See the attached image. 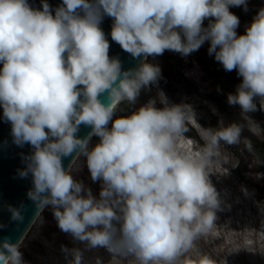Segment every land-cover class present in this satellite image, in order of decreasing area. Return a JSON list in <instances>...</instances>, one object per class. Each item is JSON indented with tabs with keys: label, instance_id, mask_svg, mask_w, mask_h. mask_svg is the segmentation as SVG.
<instances>
[{
	"label": "clouds",
	"instance_id": "obj_1",
	"mask_svg": "<svg viewBox=\"0 0 264 264\" xmlns=\"http://www.w3.org/2000/svg\"><path fill=\"white\" fill-rule=\"evenodd\" d=\"M229 5L247 10L246 0H63L53 16L47 3L40 11L26 0H0V106L14 143L34 148L19 173H31L28 198L37 207L52 205L63 232L136 264H217L207 255L183 258L215 225L220 200L209 167L221 142L240 143L242 127L199 128L204 145L187 153L178 142L194 114L167 106L162 94L164 108L153 100L113 120L121 103L135 104L157 83L161 70L145 62L122 71L99 25L104 14L114 18L111 38L133 57L165 50L187 56L210 41L209 54L243 78L228 103L247 113L256 110L255 96L264 107V9L237 36L239 18ZM210 17L215 22L203 27ZM105 92L107 104L98 98ZM81 124L92 127L84 139L75 135ZM92 136L100 142L89 151ZM74 152L86 155L93 181L102 178L99 199L63 168L62 157ZM9 210L23 220L19 209ZM71 252V264H81V251ZM0 264H24L19 244L0 245Z\"/></svg>",
	"mask_w": 264,
	"mask_h": 264
},
{
	"label": "rangeland",
	"instance_id": "obj_2",
	"mask_svg": "<svg viewBox=\"0 0 264 264\" xmlns=\"http://www.w3.org/2000/svg\"><path fill=\"white\" fill-rule=\"evenodd\" d=\"M150 64L159 65V56H153ZM183 75L188 80L187 87L179 88L171 95L165 88L157 87L154 92L157 98L153 99L161 102L162 94L167 99V106L183 105L189 108L194 114L190 125L198 132L199 128L208 129L201 121L208 122L212 117L218 119L221 128L233 123L242 127L240 143L234 144L237 151L221 143V154L209 167V180L220 200L215 225L195 241L183 259L198 261L207 255L217 264H264V175L259 173L263 162L259 146L260 127L253 119L236 112L216 94L210 75L191 54L186 59ZM161 105L162 108L166 106L164 103ZM246 141L251 143V149L246 146ZM178 147L184 152L196 153L202 145L184 134ZM70 175L81 182L85 189H90L93 197L100 198L104 182L102 178L92 180L86 155ZM260 191L263 193L260 194ZM72 249L81 251V264H97L98 260L100 264H136L131 257L127 260L114 257L106 248H90L87 242L75 240L63 232L52 205L22 246V260L24 264H71L74 259Z\"/></svg>",
	"mask_w": 264,
	"mask_h": 264
},
{
	"label": "water",
	"instance_id": "obj_3",
	"mask_svg": "<svg viewBox=\"0 0 264 264\" xmlns=\"http://www.w3.org/2000/svg\"><path fill=\"white\" fill-rule=\"evenodd\" d=\"M26 2L33 10L40 11L43 10V4L47 3L53 16H55L56 9L63 6V0H26ZM89 2L95 3V0H89ZM77 12L79 15H83L81 10L78 9ZM113 23L114 18L104 14L99 25L110 45L109 57L119 59L122 71L138 69L145 57L143 55L133 57L112 40L111 30ZM2 68L3 64L0 63V70ZM78 87L82 88L83 86ZM107 95V92H105L98 98L102 103L107 104ZM45 130L47 131V129ZM91 132V126L81 124L75 135L77 138L84 139ZM33 152L34 148L28 143L23 144V146H18L14 143L11 122L4 118L3 107L0 106V245L5 240L12 244H18L40 211L46 208L37 207L28 198L27 193L33 188L31 173H29L27 178H21L19 175L20 171L27 166L28 161L26 158L31 156ZM76 155L77 152H74L71 156L62 157V166L65 171ZM10 207L21 211V215L23 216L22 221L12 219Z\"/></svg>",
	"mask_w": 264,
	"mask_h": 264
},
{
	"label": "trees",
	"instance_id": "obj_4",
	"mask_svg": "<svg viewBox=\"0 0 264 264\" xmlns=\"http://www.w3.org/2000/svg\"><path fill=\"white\" fill-rule=\"evenodd\" d=\"M247 4V10L245 11L244 6H232L229 5V11L236 15L239 18V26L235 29L237 36L246 34V28L250 26L253 19L256 17L258 12L261 9H264V0H246ZM215 18L210 17L208 19H205L203 22V27L207 28L210 23H214ZM178 31H180L178 29ZM181 36L183 38V33L181 32ZM210 47V41H205L202 46L191 53L192 56L195 57V59L198 61L200 66L210 75L211 79L213 80V83L215 85L216 94L220 96L222 100H224L226 103H228V95L229 94H236L237 87L242 83V77L239 76L237 70H233L231 72H227L223 69L222 64L217 62L215 60L214 54L210 55L208 52V49ZM190 55V54H189ZM187 56H183L180 53L165 50L162 55H159L160 64L158 65L161 70L160 78L158 79L157 83L150 84L147 88H144L141 90L140 95L136 101L135 104H128L127 102L121 103L114 116L113 120L122 117V116H128L133 111L138 109L140 106L147 104L149 101H153V98H157L155 95V91L157 87L165 88V91L171 95L178 91L179 88L187 87L188 80L183 75V69L185 67V62L187 59ZM151 58L153 56H149L147 59V63H150ZM156 96V97H155ZM261 97L255 96L253 97V103L256 105V110L244 113L241 109V107L237 105H231L232 108L239 113H242L246 115L247 117L253 119L260 127V150H261V158H262V165L259 167V173L264 175V107H261ZM155 106L157 108H162L161 102L159 100H154ZM229 104V103H228ZM204 126L208 129L212 130H220L221 127L219 125V121L217 118H210L208 122L205 120L201 121ZM108 129L110 130L112 127V122L110 121L107 125ZM189 131L185 133L186 136L193 138L197 142H199L202 146L204 145V141L201 139L198 131L192 127L191 125H188ZM100 142V138L98 136H93L90 142L88 143V148L93 149L98 143ZM223 145L227 148H232L233 150L237 151V147L234 145H228L224 142ZM84 156V154H81L75 163L74 167L72 168L71 174L74 170V168L77 166L79 160ZM263 192L260 191V194ZM261 196V195H260ZM262 202L264 203V194H262ZM51 205H47L34 227L37 225L43 214L45 213L47 215V212ZM32 230L28 234V236L31 234ZM27 236V238H28ZM27 238L24 241V244L27 240ZM23 244V245H24ZM22 245V246H23ZM22 247L19 248V251L21 254H24V251L21 250Z\"/></svg>",
	"mask_w": 264,
	"mask_h": 264
},
{
	"label": "bare ground",
	"instance_id": "obj_5",
	"mask_svg": "<svg viewBox=\"0 0 264 264\" xmlns=\"http://www.w3.org/2000/svg\"><path fill=\"white\" fill-rule=\"evenodd\" d=\"M149 57V56H148ZM148 57L147 58H145L144 60H143V62L142 63H145L146 61H147V59H148ZM141 63V64H142ZM140 64V65H141ZM81 154H79L78 156L76 155L75 157H74V159L71 161V163H70V165L68 166V168L66 169V171H69V173L71 172V170H72V168L74 167V165H75V163L77 162V160H78V158H79V156H80ZM71 166V167H70ZM45 207H47V206H44V208ZM45 210V209H44ZM43 209L40 211V213H39V215L34 219V222L28 227V229L26 230V232L24 233V235L21 237V239H20V241H19V248L20 247H22V245L24 244V241H25V239L27 238V236H28V234L30 233V231L32 230V228H33V226L35 225V223L37 222V220L39 219V217L41 216V214L43 213V211H44Z\"/></svg>",
	"mask_w": 264,
	"mask_h": 264
}]
</instances>
